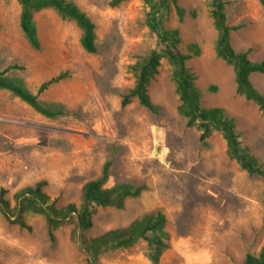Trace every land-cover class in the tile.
<instances>
[{"label": "rangeland", "instance_id": "1", "mask_svg": "<svg viewBox=\"0 0 264 264\" xmlns=\"http://www.w3.org/2000/svg\"><path fill=\"white\" fill-rule=\"evenodd\" d=\"M95 25L96 50L84 51L80 29L53 9L33 14L40 48H32L19 24L16 0H0V71L33 93L39 84L61 77L37 94L60 112L47 117L0 88V187L14 204L18 189L45 180L43 190L56 206L78 204L81 186L100 175L108 161L105 186L127 182L143 185L122 208L95 206L92 225L77 230L74 217L58 225L50 240L44 217L27 212L30 229L8 222L0 212V261L3 264H89L75 238L126 227L146 213L166 218L168 247L159 261L139 239L131 246L106 250L103 264H243L246 253L264 244V178L249 175L226 152L219 132L202 145L198 130L185 125L177 112L179 98L171 65L161 58L147 92L157 112L136 98L122 106V95L133 86L131 65L156 47L144 23V0H70ZM226 24L236 51L250 60L264 59V0H224ZM185 15L178 21L170 5L165 25L179 30L182 53L197 43L200 54L185 65L204 107L219 106L235 120L240 145L264 164V113L235 90L231 65L214 52L216 30L210 0H177ZM194 11L195 16L190 12ZM253 86L264 96V75L252 73Z\"/></svg>", "mask_w": 264, "mask_h": 264}, {"label": "trees", "instance_id": "2", "mask_svg": "<svg viewBox=\"0 0 264 264\" xmlns=\"http://www.w3.org/2000/svg\"><path fill=\"white\" fill-rule=\"evenodd\" d=\"M16 1L19 5V28L32 48H40L33 14L41 9L51 8L61 18L73 20L80 29L78 40L81 48L88 53L95 52V25L74 2L70 0ZM123 1L125 0H110L109 4L115 6ZM144 2L148 7L144 23L155 35L156 47L131 65L134 83L122 95L121 105H126L131 98L135 97L140 105L157 112L158 107L150 100L147 86L157 73L161 58L165 57L171 65V77L175 82V90L179 98L177 112L185 118V125L198 130V140L202 145L207 144L206 139L213 131L219 132L225 142L228 157L249 175H258L264 178V164H259L248 148L240 145L234 118L228 116L222 107L201 105L199 91L193 81L194 74L185 65L187 58L200 54V47L197 43L192 42L187 46L188 53H182L178 48L181 41L179 30L165 25L170 5L174 8L178 21H182L184 18V8L177 3V0H144ZM224 6V0H210L209 13L216 30L214 52L218 58L231 65L236 92L253 101L264 113V96L250 80L252 73L264 75V59L250 60L247 50L236 51L232 47L230 31L237 28V25L226 24ZM190 15L195 16V12L191 11ZM14 67L16 65H8L0 71V88L9 90L34 110L47 117L58 114L60 112L58 108L41 102L37 94L57 81L61 74L41 82L36 93H33L22 82L4 74L8 69ZM108 166L109 162H104L100 175L83 183L78 204L68 202L62 206H56L43 190L46 181L42 179L33 185H26L15 191L12 194L13 205L5 197L6 189L0 187V212L8 222L27 229H30V226L27 225L24 214L27 212L41 214L44 217L50 240H54V229L70 217L75 218L77 230L90 228L95 206L122 208L126 198L137 197L144 189L143 185L135 186L127 182L105 186ZM165 222V215L161 211H156L143 214L126 227L109 229L97 236L85 237L77 232L74 235L86 254L89 264H103L99 261V255L102 252L131 246L139 239L146 241L149 247V258L153 263H157L162 252L168 247L169 234L165 230ZM0 264L3 263L0 261ZM243 264H264V244L256 254L246 253Z\"/></svg>", "mask_w": 264, "mask_h": 264}]
</instances>
